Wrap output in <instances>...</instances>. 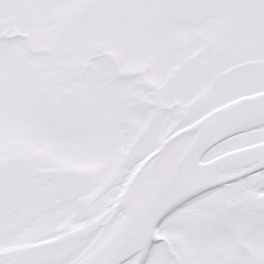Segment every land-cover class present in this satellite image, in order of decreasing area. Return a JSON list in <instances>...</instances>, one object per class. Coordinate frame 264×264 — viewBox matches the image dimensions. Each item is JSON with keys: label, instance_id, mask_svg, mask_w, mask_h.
<instances>
[{"label": "flooded vegetation", "instance_id": "af4514ba", "mask_svg": "<svg viewBox=\"0 0 264 264\" xmlns=\"http://www.w3.org/2000/svg\"><path fill=\"white\" fill-rule=\"evenodd\" d=\"M200 2L201 10L187 18L192 25L181 29V42L172 35L157 56L109 51L102 71L95 67L86 75L77 69L70 81L46 77L40 153L0 159L27 157L38 167L22 200L0 216V264H79L80 258L103 257L150 195L125 206L130 187L168 141L224 104L264 91V0H237L229 9ZM259 130L264 121L206 151L199 162L206 172L177 180L175 200L162 210L146 243L120 264H264V153L206 166L264 141ZM248 132L255 136L240 144ZM136 162L144 163L130 173ZM63 169L86 172L94 186L82 195L65 191L89 180L53 178ZM121 185L118 200L99 211L104 196Z\"/></svg>", "mask_w": 264, "mask_h": 264}, {"label": "rangeland", "instance_id": "374dc122", "mask_svg": "<svg viewBox=\"0 0 264 264\" xmlns=\"http://www.w3.org/2000/svg\"><path fill=\"white\" fill-rule=\"evenodd\" d=\"M236 1L208 0L207 8L229 9ZM193 10H201L200 0H0V159L40 153L39 107L48 75L70 81L77 69H86V75L95 67L102 71L109 51L118 57H123V49L127 57L130 51L135 55L140 50L142 57L159 53L157 48L173 41L172 35L181 42L180 32L192 25L187 18ZM261 135L264 130L257 137ZM253 136V132L242 134L239 143ZM143 163L136 162L130 173ZM130 179L129 174L123 184ZM122 189L123 185L106 194L99 211H104L107 201L118 200ZM128 196L124 200L129 209ZM115 224L116 228L119 221ZM93 257L80 258L79 264Z\"/></svg>", "mask_w": 264, "mask_h": 264}, {"label": "water", "instance_id": "95a60500", "mask_svg": "<svg viewBox=\"0 0 264 264\" xmlns=\"http://www.w3.org/2000/svg\"><path fill=\"white\" fill-rule=\"evenodd\" d=\"M264 113V92L243 96L207 114L202 120L180 131L168 144L182 134L194 132L191 144L186 148L179 161L166 177L156 185L155 189L144 200L143 207L135 210L128 221L127 230L119 233L113 240L109 251L97 264H120L146 243L148 232L161 214L162 210L173 202L175 193L182 181L193 169L202 155L219 140L233 131L242 121ZM264 153V142L250 145L227 153L209 163L207 166H218L242 155ZM37 165L32 159L10 157L0 161V216L10 214L22 200L27 189L37 174ZM72 176L84 181L74 187L64 188L73 194L86 193L95 183L93 176L75 169L56 170L53 178L61 179ZM178 180V181H177ZM176 181V182H175ZM62 187V184L59 183ZM150 210L149 216H142V211Z\"/></svg>", "mask_w": 264, "mask_h": 264}, {"label": "bare ground", "instance_id": "6f19581e", "mask_svg": "<svg viewBox=\"0 0 264 264\" xmlns=\"http://www.w3.org/2000/svg\"><path fill=\"white\" fill-rule=\"evenodd\" d=\"M263 120L264 113L255 117L248 118L242 121L236 127V131H238L242 127H248L250 125L258 124ZM190 141L191 138L189 137L185 142L177 141L170 144L162 151V153L154 160V162L148 165L140 178V182L130 191L126 203L129 208H132L136 204V202H138L142 198V196H148L153 191V189H155L156 185L159 184L160 180L163 179L171 171L176 161L184 153L186 148L191 144ZM191 171L193 176H201L206 172V168L196 163ZM95 256L96 255H94V257L91 258L90 261L87 260L85 264H96L97 258L99 257H96L95 259Z\"/></svg>", "mask_w": 264, "mask_h": 264}]
</instances>
